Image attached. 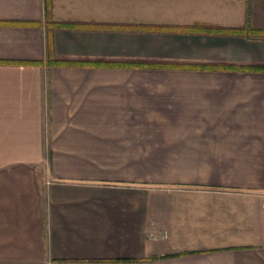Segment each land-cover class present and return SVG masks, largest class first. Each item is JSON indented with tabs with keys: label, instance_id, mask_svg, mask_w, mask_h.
I'll use <instances>...</instances> for the list:
<instances>
[{
	"label": "crops",
	"instance_id": "1",
	"mask_svg": "<svg viewBox=\"0 0 264 264\" xmlns=\"http://www.w3.org/2000/svg\"><path fill=\"white\" fill-rule=\"evenodd\" d=\"M50 17L264 30V0ZM132 62L264 65V37L47 29L44 0H0V264H264V70Z\"/></svg>",
	"mask_w": 264,
	"mask_h": 264
},
{
	"label": "trees",
	"instance_id": "2",
	"mask_svg": "<svg viewBox=\"0 0 264 264\" xmlns=\"http://www.w3.org/2000/svg\"><path fill=\"white\" fill-rule=\"evenodd\" d=\"M51 12V0H44V20L45 26L47 29L53 28H102V29H112V30H129V31H169L177 29L179 31H204V32H215V33H229V34H237V35H245L248 33L249 36L252 37H264V30L256 29L252 27H207V26H164V25H153V24H143V23H88V22H73V21H55L50 17ZM48 52L46 55L47 63L49 64H62L68 63L63 62L61 60L55 59L53 54L47 48ZM36 63V62H35ZM38 63V62H37ZM36 63V64H37ZM130 66H139V67H183V68H201V69H256V70H264V65H253V66H235L232 64H181V65H172L169 63H154V64H145L144 62H132L128 64Z\"/></svg>",
	"mask_w": 264,
	"mask_h": 264
},
{
	"label": "rangeland",
	"instance_id": "3",
	"mask_svg": "<svg viewBox=\"0 0 264 264\" xmlns=\"http://www.w3.org/2000/svg\"><path fill=\"white\" fill-rule=\"evenodd\" d=\"M45 158L47 159V158H48V156H46ZM263 203H264V198H263V200H262V206H264V204H263Z\"/></svg>",
	"mask_w": 264,
	"mask_h": 264
},
{
	"label": "built area",
	"instance_id": "4",
	"mask_svg": "<svg viewBox=\"0 0 264 264\" xmlns=\"http://www.w3.org/2000/svg\"><path fill=\"white\" fill-rule=\"evenodd\" d=\"M264 204V203H263Z\"/></svg>",
	"mask_w": 264,
	"mask_h": 264
}]
</instances>
